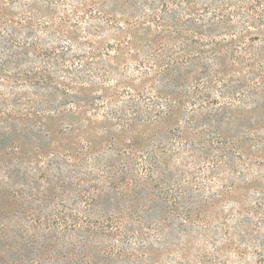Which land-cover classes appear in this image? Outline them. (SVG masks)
<instances>
[{"label": "rangeland", "instance_id": "1", "mask_svg": "<svg viewBox=\"0 0 264 264\" xmlns=\"http://www.w3.org/2000/svg\"><path fill=\"white\" fill-rule=\"evenodd\" d=\"M1 1L14 29L34 16L23 69L53 79L0 68V264H264L260 16L235 0ZM156 54L193 67L159 79ZM216 63L224 79L201 74Z\"/></svg>", "mask_w": 264, "mask_h": 264}, {"label": "trees", "instance_id": "2", "mask_svg": "<svg viewBox=\"0 0 264 264\" xmlns=\"http://www.w3.org/2000/svg\"><path fill=\"white\" fill-rule=\"evenodd\" d=\"M256 3H254L255 5H260L261 7H264V0H254ZM239 3L240 5H242V7L244 6L245 8H247L248 12L250 11L251 14H257L258 16H260L259 18H261L262 21H264V14H261L260 11L257 10V6L255 7V5H250V3L247 0H235L234 3ZM230 3L232 2H228L225 1L224 3H220L214 6V4L212 6H214V10H213V14H214V20L211 23V27L210 30L213 29V27L218 26L219 21H215L216 18L215 17H220L222 15L221 18H225L226 16V7L225 5H230ZM5 2L0 0V32L3 33L1 36V40H0V49L4 50V56L6 57L5 59L0 58V68L6 72V79H37V83L38 85H43L46 84L47 80L46 79H53V77L51 76V73L48 72L47 70H43L42 73L39 76H35L36 73H32L30 71H26L23 69L22 65L23 63L21 61H23V53L25 51L29 52L32 49L36 50L39 48V41L38 38L36 37V35L33 36V38L31 40H24L21 41L17 38V28H19L21 25H24V23H32L34 20V16H29L27 18H24L21 21L16 22L15 29L10 25V21H12L13 19L8 18L7 16V8L5 7ZM233 8V7H232ZM235 8V7H234ZM217 18V19H218ZM46 27H48V25H45ZM252 27L250 28H255L257 30V34L254 35V37H250L251 42L252 41H256L259 38H262L264 40V23H262V25L258 26V25H254V23H252L251 25ZM15 30V31H14ZM241 32V31H240ZM237 33L236 36H238V34H242V33ZM247 32H250L249 30H247ZM30 33H33V31H30ZM92 47V49L94 48L93 45H90ZM250 46V47H249ZM255 48L254 45H251V43L245 47V50L250 52V55L253 56V60L255 58H260L262 55L259 52H255L253 51V49ZM185 49V48H184ZM183 49V50H184ZM47 51L45 50L43 52L42 55H47ZM93 56L91 58H97V54H95L94 51H92ZM49 56V55H47ZM89 58V57H88ZM82 59V58H81ZM44 63L46 62L45 59H43ZM155 63L153 66V71L156 72L158 71V76L159 79H168L167 77H171L172 79H180L182 76H184L185 72L187 73V71L189 69H191L193 66H189L188 64H185L186 67L184 65L178 64L177 66H174L176 61L174 60L173 56H167L166 58H163L162 56H160V54H156L154 60ZM253 62L251 64V66H254ZM95 62L94 61H87L86 63H83V67H85L83 69V71L86 72H91L94 74H101V75H105L106 74V70L105 71H99V67H95ZM140 64V63H139ZM242 64V63H241ZM216 67L213 68H209V66L207 65H202L200 67L201 70V74L203 75H207L209 76L210 79H215L217 77H222L224 79V75H226V70L223 69V67L219 64H215ZM12 69L13 70H18L16 73L12 74ZM99 71V72H98ZM241 71V70H240ZM239 71V72H240ZM47 73V74H46ZM189 73V71H188ZM97 75V76H98ZM93 75L90 77V75L88 76V78H92ZM122 78V77H121ZM261 78H264V75L261 74ZM40 79V80H38ZM196 79H200L199 77H196ZM127 82V81H126ZM163 83L165 81H162ZM94 81H90L91 85H96L93 84ZM85 84V81H81L80 83ZM68 86V85H67ZM83 87H77L76 89H70V87H64V92H67L69 90H72L73 92L75 91L76 93H80L82 91ZM160 90V89H159ZM161 92H163L162 90H160ZM66 97L65 101L67 100ZM46 101H44V105L47 107L42 108V110L44 112H49L51 110H54L56 113H60L61 110H63V104L62 105H58V106H50L49 102L50 99L46 97ZM168 109H166L165 111L163 109H159L157 110V115H159L160 113H168L170 110H172V108L174 107V105L169 104V106H167ZM73 108H80L79 105H74ZM143 110L139 107H137V113H141Z\"/></svg>", "mask_w": 264, "mask_h": 264}]
</instances>
